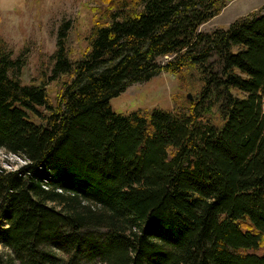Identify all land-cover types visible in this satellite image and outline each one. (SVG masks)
Segmentation results:
<instances>
[{
	"label": "trees",
	"instance_id": "16d2710c",
	"mask_svg": "<svg viewBox=\"0 0 264 264\" xmlns=\"http://www.w3.org/2000/svg\"><path fill=\"white\" fill-rule=\"evenodd\" d=\"M229 1L98 0L31 79L0 38V264H264V5L200 31ZM161 72L171 108H112Z\"/></svg>",
	"mask_w": 264,
	"mask_h": 264
},
{
	"label": "rangeland",
	"instance_id": "374dc122",
	"mask_svg": "<svg viewBox=\"0 0 264 264\" xmlns=\"http://www.w3.org/2000/svg\"><path fill=\"white\" fill-rule=\"evenodd\" d=\"M97 2L98 0H0L2 43L12 58L24 60L30 79L44 72L49 75L51 54L56 47L60 24L69 21L70 38L85 47L93 24L91 7ZM263 5L264 0H231L220 13L201 24L199 30L209 32L217 27L226 28L236 18L260 9ZM169 58L164 56L159 60L164 62ZM178 83L174 75L161 72L149 80L130 84L112 97L110 103L116 112L124 114L137 109L171 108L172 95L179 90ZM59 89L60 84L54 80L46 85L47 93L53 100ZM182 93L186 96L189 93L193 98L191 91L183 90ZM1 254L10 255L7 252Z\"/></svg>",
	"mask_w": 264,
	"mask_h": 264
},
{
	"label": "clouds",
	"instance_id": "9594fccd",
	"mask_svg": "<svg viewBox=\"0 0 264 264\" xmlns=\"http://www.w3.org/2000/svg\"><path fill=\"white\" fill-rule=\"evenodd\" d=\"M5 161L8 162L6 163ZM32 163V160L23 153L13 154L5 147L0 146V168H3L6 173H16ZM4 252L11 254V249L0 244V253Z\"/></svg>",
	"mask_w": 264,
	"mask_h": 264
},
{
	"label": "water",
	"instance_id": "95a60500",
	"mask_svg": "<svg viewBox=\"0 0 264 264\" xmlns=\"http://www.w3.org/2000/svg\"><path fill=\"white\" fill-rule=\"evenodd\" d=\"M187 97H188L189 99H191V94L188 93V94H187Z\"/></svg>",
	"mask_w": 264,
	"mask_h": 264
}]
</instances>
